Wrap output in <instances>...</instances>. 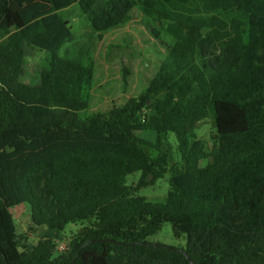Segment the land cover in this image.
<instances>
[{"label":"trees","instance_id":"16d2710c","mask_svg":"<svg viewBox=\"0 0 264 264\" xmlns=\"http://www.w3.org/2000/svg\"><path fill=\"white\" fill-rule=\"evenodd\" d=\"M76 4L99 38L135 6L0 0V264H264V0H147L172 18L167 58L138 97L95 114L93 67L58 55L73 38L59 12ZM28 49L51 56L36 86L21 81ZM208 119L210 151L196 135ZM169 136L181 156L172 166ZM135 173L137 189L170 174L162 203L133 195ZM20 206L32 231L80 229L63 252L50 238L31 244L12 225ZM167 223L185 249L147 241Z\"/></svg>","mask_w":264,"mask_h":264},{"label":"rangeland","instance_id":"374dc122","mask_svg":"<svg viewBox=\"0 0 264 264\" xmlns=\"http://www.w3.org/2000/svg\"><path fill=\"white\" fill-rule=\"evenodd\" d=\"M132 1L135 6L128 23L105 33L102 38H99V34L94 31L77 4L59 12L69 23L73 38L63 46L58 55L73 62H84L94 69V86L90 93V107L87 114L107 113L113 108L125 105L129 99L138 97L167 58V47L172 42L167 34V28L173 23L172 18L165 13L166 16L150 14L145 8L147 0ZM215 14L226 20L238 16L231 11H220ZM50 59L51 56L46 52L28 49L25 75L21 81L32 86L38 85L40 73L47 67ZM215 133L216 127L212 119L202 123L196 130V135L204 144L206 151L212 149V138ZM137 136L147 143H155L157 138L156 134L150 131L139 132ZM161 148L168 153L171 166L181 162L174 136L164 140ZM142 149L151 158H156L158 155V151L150 146H143ZM140 178L141 173L126 178V185L132 187L133 195L151 202L162 203L171 190L170 174H166L154 186L137 189ZM12 216V225L17 234L27 237L31 244H36L45 238L53 239L57 244L58 252L59 247L67 245L80 229L79 224H71L63 232L43 228L32 231L28 206L13 209ZM147 241L178 249L186 247V236L176 237L173 226L169 223L164 224L161 231L149 237Z\"/></svg>","mask_w":264,"mask_h":264},{"label":"built area","instance_id":"2783aa9c","mask_svg":"<svg viewBox=\"0 0 264 264\" xmlns=\"http://www.w3.org/2000/svg\"><path fill=\"white\" fill-rule=\"evenodd\" d=\"M68 244L62 245L60 248V252H63L67 248Z\"/></svg>","mask_w":264,"mask_h":264}]
</instances>
